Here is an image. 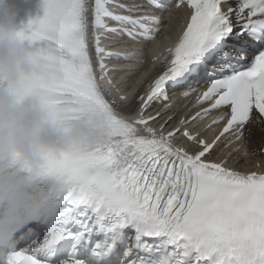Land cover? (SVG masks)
I'll list each match as a JSON object with an SVG mask.
<instances>
[{"label": "snow or ice", "instance_id": "6c2138e0", "mask_svg": "<svg viewBox=\"0 0 264 264\" xmlns=\"http://www.w3.org/2000/svg\"><path fill=\"white\" fill-rule=\"evenodd\" d=\"M185 2L190 22L168 55L155 58L163 71L132 115L121 114L132 112L128 95L108 98L119 89L106 61L131 63L141 49L109 50L103 41L153 42L157 19L141 5L44 0L43 18L20 32L46 67L20 91L39 92L54 112H105L112 135L87 153L46 159L38 171L46 210L0 264H264V174L209 159L225 134L240 140L253 119L264 121V0ZM201 84L191 121L165 132L169 116L158 135L150 123L164 118L169 93L187 98ZM213 112L205 130L224 126L209 141L190 125ZM180 137L190 145L177 146Z\"/></svg>", "mask_w": 264, "mask_h": 264}, {"label": "clouds", "instance_id": "9594fccd", "mask_svg": "<svg viewBox=\"0 0 264 264\" xmlns=\"http://www.w3.org/2000/svg\"><path fill=\"white\" fill-rule=\"evenodd\" d=\"M13 0H0V256L15 248L17 234L45 212L38 171L49 156L87 153L112 135L108 114L86 109L53 111L23 82L46 75L45 61L20 37Z\"/></svg>", "mask_w": 264, "mask_h": 264}, {"label": "bare ground", "instance_id": "6f19581e", "mask_svg": "<svg viewBox=\"0 0 264 264\" xmlns=\"http://www.w3.org/2000/svg\"><path fill=\"white\" fill-rule=\"evenodd\" d=\"M181 14V11H173L174 16H169L166 20V30L168 34L173 32V27L176 24V20L178 16ZM148 48V47H147ZM152 57L148 55V50L141 49L139 53H137L134 57L131 58V63L129 62H113L116 65H119L122 70L113 72L112 75L115 79V83H117V88L119 90H123L126 95L133 94L134 92L142 93L144 90V85L142 83L144 81H148L151 75H149V70L152 67L150 64ZM142 62V63H139ZM159 70H156L152 77L155 76ZM121 80V83H119ZM132 109L135 108L137 102L133 99L131 102ZM157 110V108H156ZM164 111V110H163ZM171 113H167L164 111V118L158 120L159 122H163L167 115ZM168 127L165 126V129ZM252 130V133H251ZM251 139H250V148L253 149L255 147H259L260 145H264V133L260 132L258 128H250ZM249 133V136H250ZM249 147V140L247 141ZM217 151L213 152L215 155Z\"/></svg>", "mask_w": 264, "mask_h": 264}]
</instances>
